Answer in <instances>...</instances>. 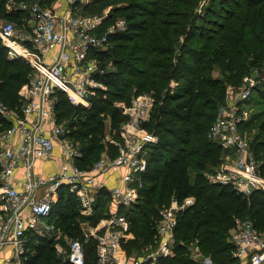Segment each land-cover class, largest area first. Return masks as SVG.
I'll return each instance as SVG.
<instances>
[{"label": "trees", "instance_id": "obj_1", "mask_svg": "<svg viewBox=\"0 0 264 264\" xmlns=\"http://www.w3.org/2000/svg\"><path fill=\"white\" fill-rule=\"evenodd\" d=\"M5 2L0 0V19L22 26L24 14L7 12ZM107 6H112L111 11L100 29L119 18L126 20L127 27L109 36L107 49L93 52L102 66L111 65L97 75L106 89H99L88 107L74 105L64 92H57V118L66 122L69 137L81 151L77 164L90 169L103 154L116 157V145L105 141V118L111 130L120 132L127 119L124 105L135 96L151 94L154 107L143 126L158 141L148 149L140 198L126 212L134 234L132 240L122 242L126 255H139L146 246L154 249L160 209L173 198L181 202L192 196L194 203L177 217L174 255L158 264H195L187 247L195 240L218 264H239L229 232L236 218H248L264 235V191L245 196L208 179V172L223 158L221 146L209 138L208 131L225 102L227 87L238 88L256 70L262 81L253 97L264 102V0H96L84 5L82 12L100 14ZM32 75L29 63L8 57L0 39V100L19 111V90ZM8 126L0 116V130ZM257 130L251 144L264 172V118ZM109 200L110 192L103 189L94 212L77 218L79 199L68 185H62L52 207L49 223L61 229L66 240L83 243L86 264H95L97 241L86 240L79 219L96 226L110 213ZM29 244L27 264L62 262L54 240L33 232Z\"/></svg>", "mask_w": 264, "mask_h": 264}, {"label": "built area", "instance_id": "obj_2", "mask_svg": "<svg viewBox=\"0 0 264 264\" xmlns=\"http://www.w3.org/2000/svg\"><path fill=\"white\" fill-rule=\"evenodd\" d=\"M58 1L6 0L5 10L23 13V24L0 19V39L8 57L22 59L33 69L31 80L19 90V111L0 100V116L9 122L0 130V264H27L33 232L58 241L64 237L63 231L48 221L62 185H68L85 211L93 209L103 189L110 192V213L96 226L83 228L86 240L97 241L95 264H158L161 258L174 255L178 214L195 198L189 196L181 202L173 198L160 209L155 248L126 255L122 242L134 238L126 212L140 198L148 149L158 141L157 135L143 126L151 116L154 98L144 93L124 105L127 119L120 126L122 138L111 141L118 148L116 157L103 154L90 169L77 164L81 151L69 137L66 122L57 118V92H64L74 105L90 106L98 90L106 89L97 75L111 68L110 64L102 66L93 52L107 49L109 36L122 32L127 25L124 18H119L101 30L109 15L107 10L101 14L82 12L84 5L96 0H62V5ZM253 74L260 76L258 70ZM259 83L261 79L254 77L238 88L228 86L225 102L208 131L209 138L223 150L221 163L209 180L229 185L245 196L254 190L264 191L261 161L242 132L250 120L247 103ZM56 144L61 147L59 167L49 175H41L36 163L52 159ZM119 171L116 183L109 186L105 175ZM230 241L239 264H264V235L251 219H235ZM54 248L62 257L60 264H86L80 240L67 239L65 247L59 242ZM188 250L195 264H218L203 251L198 240Z\"/></svg>", "mask_w": 264, "mask_h": 264}, {"label": "rangeland", "instance_id": "obj_3", "mask_svg": "<svg viewBox=\"0 0 264 264\" xmlns=\"http://www.w3.org/2000/svg\"><path fill=\"white\" fill-rule=\"evenodd\" d=\"M208 2H206L205 3V5L207 4ZM226 6L227 7H230L231 9L233 8V7H235L236 8V5L234 6L233 4H231V3H227L226 4ZM111 7L112 6H107V7H105L104 9H103V12L104 11H108V13H110V11H111ZM103 12H101V13H103ZM100 13V14H101ZM202 14H206V12L205 11H203L202 12ZM209 16L210 17H213L212 15H210L209 14ZM2 20H4V19H2ZM254 73V72H253ZM249 74L247 77H245L244 79H243V82H246V83H250L252 80H253V78L254 77H256V78H258V79H260V76H257V75H255V74ZM262 81V80H261ZM247 107H248V110H249V114H250V120H249V122L244 126V128L242 129V132H243V134L244 135H246L249 139H250V141H252L253 140V138L257 135V132H258V130H257V125L261 122V120L264 118V114H263V112H264V102H261L257 97L255 98V97H253V99L252 100H249V102L247 103ZM105 125H104V129H105V141H107V142H109V143H112L111 141L112 140H114V141H116V142H118L119 140H121V138H122V136H121V133L119 132V131H117V130H111V122H110V120H109V118H105V123H104ZM113 144V143H112ZM79 145V144H78ZM214 170H216V169H214ZM209 174H207V177H208V179H209V176H210V174L212 173V171L211 172H208ZM171 203V202H170ZM165 207H167V206H165ZM76 212H77V218L79 217V216H84V217H87V216H89V215H91L93 212H94V207H93V209H91V210H89V211H85L82 207H81V205H80V207L79 208H77V210H76ZM80 221H81V226L85 229L87 226H90L89 224H88V222L87 221H85L84 219H79ZM229 234H230V232H229ZM229 240H230V236H229ZM60 242V244L62 245V246H66L67 245V240H66V238H64V237H61V239L58 241V240H54V244H56V243H59ZM188 246H190V245H188ZM187 246V247H188ZM148 249V250H147ZM142 251H149V246L147 247H143L142 248Z\"/></svg>", "mask_w": 264, "mask_h": 264}, {"label": "crops", "instance_id": "obj_4", "mask_svg": "<svg viewBox=\"0 0 264 264\" xmlns=\"http://www.w3.org/2000/svg\"><path fill=\"white\" fill-rule=\"evenodd\" d=\"M62 2H63L62 0L58 1V5H62L63 4ZM60 161H61V147L59 144H56L54 148V157L49 160L42 159L37 161L36 171L41 175H49L58 169ZM118 173L121 172L120 171L113 173L111 172V174L105 175V178L104 177L103 178L107 180L109 186H113L117 181Z\"/></svg>", "mask_w": 264, "mask_h": 264}]
</instances>
